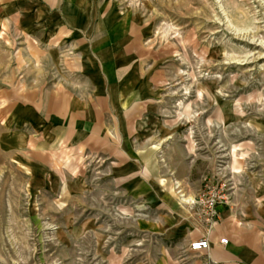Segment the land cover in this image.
I'll use <instances>...</instances> for the list:
<instances>
[{"label":"rangeland","instance_id":"374dc122","mask_svg":"<svg viewBox=\"0 0 264 264\" xmlns=\"http://www.w3.org/2000/svg\"><path fill=\"white\" fill-rule=\"evenodd\" d=\"M263 163L264 0H0V264H162Z\"/></svg>","mask_w":264,"mask_h":264},{"label":"crops","instance_id":"0c3cea01","mask_svg":"<svg viewBox=\"0 0 264 264\" xmlns=\"http://www.w3.org/2000/svg\"><path fill=\"white\" fill-rule=\"evenodd\" d=\"M86 74L82 73V77ZM84 84L93 94H104L110 87L101 83V91L95 92L98 85L87 79ZM65 125L72 126L73 122L68 121ZM238 175L241 179L228 188V200L217 205L218 216L211 223L192 215L189 222L194 227L188 229L180 221H174L173 212L170 226L155 223L154 230L162 237L182 240V246H170L162 252V264H264V163ZM192 199L180 193L178 208L185 211L184 205ZM202 236L209 239V248L202 252L190 251L189 243ZM221 238H226L227 242L220 243Z\"/></svg>","mask_w":264,"mask_h":264},{"label":"built area","instance_id":"2783aa9c","mask_svg":"<svg viewBox=\"0 0 264 264\" xmlns=\"http://www.w3.org/2000/svg\"><path fill=\"white\" fill-rule=\"evenodd\" d=\"M207 189L203 190L197 197L196 203L200 207V213L205 217V221L211 223L217 216V205L228 200L227 191L223 188V184L218 186H206ZM220 243L225 244L226 238H221ZM210 246L209 239L206 236H202L189 243V250L192 252H202L207 250Z\"/></svg>","mask_w":264,"mask_h":264}]
</instances>
